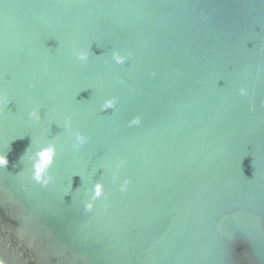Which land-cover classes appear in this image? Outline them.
<instances>
[{
    "label": "water",
    "instance_id": "95a60500",
    "mask_svg": "<svg viewBox=\"0 0 264 264\" xmlns=\"http://www.w3.org/2000/svg\"><path fill=\"white\" fill-rule=\"evenodd\" d=\"M0 101L1 264H264V0H0Z\"/></svg>",
    "mask_w": 264,
    "mask_h": 264
},
{
    "label": "clouds",
    "instance_id": "9594fccd",
    "mask_svg": "<svg viewBox=\"0 0 264 264\" xmlns=\"http://www.w3.org/2000/svg\"><path fill=\"white\" fill-rule=\"evenodd\" d=\"M76 58L81 61V62H87L89 58V52L87 50H79L75 53ZM112 59L115 61L116 64H124L127 59L128 55H125L121 53L118 50H114L111 53ZM240 94L241 95H246L247 94V89L246 88H240ZM2 102V101H0ZM115 103H116V98L111 97L108 99L104 100V103L101 105V111L106 110V109H114L115 108ZM29 118L34 119V120H39V111L37 109H32L29 112ZM139 120L134 119L131 121V123L135 124L138 123ZM65 127H71V120L66 119L65 120ZM88 138L81 132H76L74 136V143L73 147L76 149H79L82 145H84L87 142ZM35 160L33 163V170H32V180H34L36 183L42 185V186H47L52 177L49 175V169L53 162L55 161L56 157V146L54 143H48L41 148H39L35 154ZM8 164L7 156L5 153L0 152V168L6 167ZM120 165H117V168H119ZM118 177L116 174H113V180H117ZM130 181L128 178H124L122 183H120V191H126L127 187L129 185ZM104 195V184L102 181H97L94 183L90 190V196L89 198L85 201L84 207L87 211H91L94 206V201H96L98 198Z\"/></svg>",
    "mask_w": 264,
    "mask_h": 264
},
{
    "label": "built area",
    "instance_id": "2783aa9c",
    "mask_svg": "<svg viewBox=\"0 0 264 264\" xmlns=\"http://www.w3.org/2000/svg\"><path fill=\"white\" fill-rule=\"evenodd\" d=\"M1 264V263H0Z\"/></svg>",
    "mask_w": 264,
    "mask_h": 264
}]
</instances>
